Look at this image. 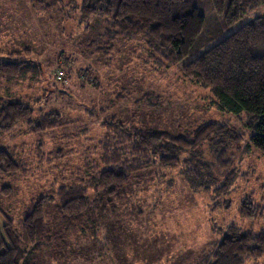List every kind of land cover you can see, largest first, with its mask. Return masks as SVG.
Here are the masks:
<instances>
[{
    "label": "rangeland",
    "instance_id": "1",
    "mask_svg": "<svg viewBox=\"0 0 264 264\" xmlns=\"http://www.w3.org/2000/svg\"><path fill=\"white\" fill-rule=\"evenodd\" d=\"M194 5L209 30L223 35L264 15L262 4L228 28L210 0H195ZM70 16L55 9L44 11L30 0H0L1 57L30 47L28 59L41 72L37 78L4 83L0 94L30 101L36 117L61 114V125L41 134L30 133L26 124L0 130V148L15 147L28 168L25 174L0 175V194L5 187L11 191L0 195V205L15 224L32 198L74 184L79 171L84 174L88 165L100 162V141L107 133L102 124L113 115L128 126L173 134L189 133L209 121H227L243 132L245 140L233 163L238 176L225 195L193 191L180 174L182 166L147 168L132 175L125 193L102 219L101 213L95 214V222L103 220L98 231L90 227L68 235L60 251L36 252L35 263L197 264L202 251L220 241L228 226L256 232L264 227V213L244 219L238 212L247 197L264 208V155L246 142V114L220 111L210 90L185 77L179 66H159L142 37L118 36L108 44L112 47L108 54L101 53L90 43L103 34L104 19L95 16L79 25L76 13ZM48 202L50 219H55L57 202ZM245 264H264V255Z\"/></svg>",
    "mask_w": 264,
    "mask_h": 264
},
{
    "label": "trees",
    "instance_id": "2",
    "mask_svg": "<svg viewBox=\"0 0 264 264\" xmlns=\"http://www.w3.org/2000/svg\"><path fill=\"white\" fill-rule=\"evenodd\" d=\"M194 1L30 0L44 11L55 9L68 17L75 12L79 25L88 24L95 16L104 19L103 34L90 43L101 53L108 54L112 49L108 44L118 36L129 40L142 37L159 66H179L185 77L210 90L220 111L236 116L245 113L244 126L249 135L246 142L264 155V15L226 35L218 30L212 33ZM210 1L228 28L264 4V0ZM103 44L108 47H101ZM31 51L25 47L1 57L0 49V87L40 75L38 64L28 59ZM29 103L15 99L9 92L0 94V130L26 124L30 133L41 134L61 125L58 111L36 117ZM116 118L113 115L103 121L107 133L100 141V162L88 165L84 174L79 171L74 184L32 198L19 224L0 205L6 219L0 236V264H36V252L60 251L68 235L86 232L90 227L98 231L96 227H102L103 220L95 222V214L101 213L102 219L125 193L132 175L147 168L182 166L180 174L193 191L213 190L218 197L235 182L238 172L233 163L245 136L227 121H209L189 133L173 134L128 126ZM15 151V147L0 148V175L27 172V162ZM10 192L5 187L0 195ZM52 199L57 202L55 219H50L48 211ZM238 212L244 219H255L263 215L264 208L247 197ZM263 255L264 227L256 232L232 224L223 231L220 241L207 245L197 264H245Z\"/></svg>",
    "mask_w": 264,
    "mask_h": 264
},
{
    "label": "crops",
    "instance_id": "3",
    "mask_svg": "<svg viewBox=\"0 0 264 264\" xmlns=\"http://www.w3.org/2000/svg\"><path fill=\"white\" fill-rule=\"evenodd\" d=\"M5 218H4V215L0 212V236L2 234V227L3 225L5 224Z\"/></svg>",
    "mask_w": 264,
    "mask_h": 264
}]
</instances>
